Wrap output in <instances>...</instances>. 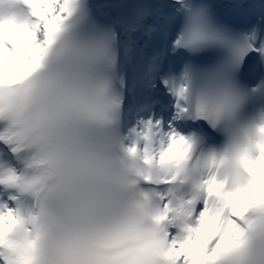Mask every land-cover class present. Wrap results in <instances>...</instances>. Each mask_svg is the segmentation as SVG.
Here are the masks:
<instances>
[{
	"label": "snow or ice",
	"instance_id": "obj_1",
	"mask_svg": "<svg viewBox=\"0 0 264 264\" xmlns=\"http://www.w3.org/2000/svg\"><path fill=\"white\" fill-rule=\"evenodd\" d=\"M0 264H264V0H0Z\"/></svg>",
	"mask_w": 264,
	"mask_h": 264
}]
</instances>
